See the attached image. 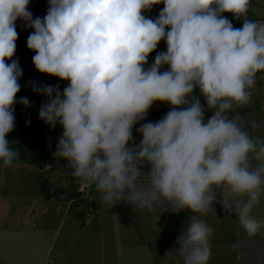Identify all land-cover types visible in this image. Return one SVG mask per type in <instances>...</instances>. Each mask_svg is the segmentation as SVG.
I'll use <instances>...</instances> for the list:
<instances>
[{
  "label": "clouds",
  "instance_id": "1",
  "mask_svg": "<svg viewBox=\"0 0 264 264\" xmlns=\"http://www.w3.org/2000/svg\"><path fill=\"white\" fill-rule=\"evenodd\" d=\"M29 3L0 0L4 167L18 156L6 136L15 125L23 75L12 59L19 19L34 29L27 47L36 53L35 68L69 81L63 91L31 82L34 92L48 97L39 118L63 128L53 156L93 186L105 208L124 201L135 210L199 214L177 239L182 264H208L214 230L200 217L215 211L214 202L235 213L249 237L264 227L252 216L264 194V138L246 130L239 111L264 72V21L248 18L250 0H48L46 15L35 19ZM160 3L157 18L143 14ZM226 12L242 17V27H234ZM161 40L166 52L146 67ZM156 101L171 110L141 124L136 145L133 127ZM19 103L31 106L26 97ZM206 109L213 113L207 119ZM251 127L260 125L253 120Z\"/></svg>",
  "mask_w": 264,
  "mask_h": 264
},
{
  "label": "rangeland",
  "instance_id": "2",
  "mask_svg": "<svg viewBox=\"0 0 264 264\" xmlns=\"http://www.w3.org/2000/svg\"><path fill=\"white\" fill-rule=\"evenodd\" d=\"M249 15L253 20L264 21V0H250ZM166 50V41L161 40L154 52V58L157 53L166 52ZM163 67L167 70L168 66L165 65ZM253 88L257 92L254 94V97H251L249 104L241 112L242 117L245 120H249V122L250 114L247 110L253 112L254 108H256L253 105V100L264 104V72L257 73V83ZM201 98V103L205 104L203 97ZM171 107L170 104L163 105V108ZM257 111L264 114V110L261 108ZM259 113L256 114L259 115ZM205 114L210 115L213 113L206 109ZM62 130L63 128L59 124L55 128L47 126L46 136L57 145L62 135ZM9 143L16 144L13 147L18 152V156L10 167H4L3 163H0V264H81L74 261V258H77L79 254L78 248L80 245L84 247L86 245L89 246L86 250V253L88 252L89 254L90 242L92 243L93 239H95L94 237L90 238L89 235L85 237L84 233L86 231H82L84 228L80 230L79 236L75 238L76 241L69 243L73 232L63 223L61 231H65L57 233L55 249L54 241L51 244V234L54 235L58 232L59 229L56 228L58 223L62 222L64 217L70 218L73 215L72 209L69 212L66 210L67 215L64 214L68 204H71L72 201L68 194L71 192L68 174L72 170L68 166V162L63 158H54L53 153L55 150L50 147L45 148L39 153H34L21 149L16 141ZM20 154L23 156L22 158ZM40 182H45L49 192H56L57 197L54 196L49 200L45 199V192H42L39 186ZM72 199L74 200L73 197ZM78 206L80 207L82 204L80 203L73 207L76 208ZM94 218L95 216H93V220ZM120 219L127 222V220H124L127 217H121ZM138 220L140 223L138 222L137 230L131 225H125L122 229L123 233L119 230V235L124 239V242H122L124 252L121 258L126 262L125 264H160L161 259L167 258L162 256V248L155 247L156 240L154 238L158 239V235L154 232L157 222H152L148 212L141 214ZM234 221L237 224L232 225L229 223V216H218L212 225L217 227L222 225L224 235L213 232L209 237L210 247L211 245L220 243L225 245L221 255L224 254L225 259H228L226 264H235V259L237 258L235 257L237 250H231L232 245H239L238 247L241 250L247 248L245 242L241 240L242 235H237L239 228L238 217ZM241 228L242 226H240ZM153 232L154 237L152 236ZM87 233L92 234L89 231ZM150 236L153 237L154 242L148 240ZM95 240L97 241V239ZM220 240L223 241L220 242ZM98 242L102 241L98 239ZM125 242L126 246H123ZM239 242L241 243V247L238 244ZM46 243H48L49 248H47L48 250L46 249L47 253L37 258L36 253L42 250ZM107 243L104 244V247H107ZM152 244H154V247ZM65 245H67L66 250L62 254L63 257L61 256L60 258L57 250L63 248ZM216 250L215 248V257L212 258L213 260L210 264H216V256H219V252H216ZM55 252L59 258H55ZM141 252H143V258L140 257ZM211 255H213V252H211ZM86 258L88 264H96L92 257ZM111 264L113 263L111 262Z\"/></svg>",
  "mask_w": 264,
  "mask_h": 264
},
{
  "label": "crops",
  "instance_id": "3",
  "mask_svg": "<svg viewBox=\"0 0 264 264\" xmlns=\"http://www.w3.org/2000/svg\"><path fill=\"white\" fill-rule=\"evenodd\" d=\"M251 92H252L251 97H254V94L257 91L254 88H252ZM166 104H169V103L167 102L162 103L161 101L154 102L151 108L148 110V114L146 118L142 121H139L136 125H134L132 131H133V137H134V141L136 145H138L140 140L142 139V136L137 131V129L143 123L156 122L162 119L165 116V114L169 110H171V108H163V105H166ZM253 105L256 106L253 112H251L250 110H247L248 113L250 114V122L247 119L245 120L243 117L245 121V128L247 131H249L251 135L260 136L264 138V114L259 113V111H257L260 108L264 110V104H261L260 102L258 101L256 102L253 100ZM242 110L243 108L239 110L240 113L242 112ZM256 113H259V115H257ZM210 115L205 116V118L206 119L210 118ZM253 120H255L257 124L260 125V127L255 130H253L251 127V122ZM61 132H63V130ZM129 146H132V142H129ZM68 177L70 179L69 174H68ZM96 198H97L96 206L95 208L93 207L94 210L92 212L91 218L88 223H85L82 220L83 216L78 217V213H77L78 210H82V209L86 211L87 210V207L85 206L86 204L81 203L82 204V206H80L81 208L79 206L74 208L71 206V204H68L67 209H65L64 214L67 215L66 210L69 212L72 209L73 215L70 218H68L67 216L64 217L62 222H59L56 227L57 229H59L58 232H56L54 235L51 234V237H52L51 244L54 241V249H55V244H57V233L65 231V230L61 231L63 223H64V225H66L68 229L72 230L73 232L72 237L69 236L70 237L69 243L76 241L75 238L79 236L80 230L83 228L84 229L82 231H86L84 233L85 237L89 235L90 238L94 237L95 239H97V241L93 239L94 241L92 243L90 242V253L89 254L88 252L86 253V250L88 249L89 246L86 245L84 247L80 245V247L78 248L79 254L77 258H74L75 263L80 262L81 264H88V260L86 257H92V259L96 262V264H111V262L113 264H125L126 262H124V260H122L121 258L124 252V249H123L124 247H122V242H124V239L121 238V236L119 235V230L120 232L123 233L122 229L123 227H125V225L126 226L131 225L134 227L135 230H137V226L140 223L138 220V217L141 214L148 212L149 217L151 218L152 222L153 221L157 222L156 224L157 227L154 230L156 235H158V239L154 238L156 240L155 247L162 248L161 249L162 250L161 253L163 254L162 256H165L167 258V259H161L160 264H177L178 260L182 264V259L176 253V248H178L177 239L184 233L185 229L187 228V225L190 223L191 216L199 215V214L192 213L189 210H182L179 213H173L171 211L161 212V209L159 208H157L155 211L139 210V209L134 210V207L132 205L124 201L118 203L111 209H108V208H105L103 204L100 202L99 195L97 192H96ZM217 199H220V197H217ZM60 200H64V199H60ZM213 207L215 211H210L200 218L205 220V222L210 227L213 228L214 233H219L220 235H224V230H223L222 225L220 227L219 226L217 227V226H213L212 223L216 220L218 216L227 215L229 216V223L233 225V224H237L234 221V219L237 217L235 213L229 214L225 212L222 205L219 203L214 202ZM136 212H137V215H136ZM93 216H95L94 220H93ZM252 216L258 220L264 221L263 220L264 219V194L261 195L260 205L254 207V209L252 210ZM121 217H127V219H124V220H127V222L122 221L120 219ZM128 222H131V223H128ZM87 231H89L92 234L91 235L88 234ZM150 232H151V229H150ZM154 232L152 236L154 235ZM159 234H161V236H159ZM238 234L242 235L241 240L245 242L247 248L243 245L246 248L245 250H241L239 247L235 249L237 250L235 254V257H237L235 259V264H264V227L261 228L260 231L255 236L249 237L245 233L243 228L240 229V225H239L237 235ZM152 236H150L148 239L150 242H154V239H153L154 236L153 237ZM98 239L99 241H102V242H98ZM84 240L86 239L84 238ZM103 240H106V241L103 242ZM222 241L223 240H220V242ZM105 243H107V247H104ZM238 244H240V247H241V243L239 242ZM153 245L154 244H152V246ZM66 246L67 245L63 247L64 249L60 248L59 250H57L60 258L63 252L66 250ZM123 246H126V242L124 243ZM47 248H48V243L45 244L42 250L36 253L37 258H40V256L47 253L46 252ZM215 248L217 249L216 252L217 251L219 252V256H216L215 263L216 264H226L228 262V259H225L224 254L221 255V252L225 248V245L222 243L211 245L210 251L213 252V255H210L211 258L209 259L208 264H210L211 261L213 260L212 258L215 257L214 256ZM81 250H82V253H81ZM231 250H234V248L231 247ZM142 254L143 252L140 253V257L143 258L144 256ZM58 255L55 252V258H59Z\"/></svg>",
  "mask_w": 264,
  "mask_h": 264
},
{
  "label": "water",
  "instance_id": "4",
  "mask_svg": "<svg viewBox=\"0 0 264 264\" xmlns=\"http://www.w3.org/2000/svg\"><path fill=\"white\" fill-rule=\"evenodd\" d=\"M48 0H30L28 10L33 18H43L48 10ZM16 30L18 39L16 41V51L12 59L18 60L23 75L19 79L21 85L17 93V103L14 107L15 125L13 130L7 134L6 139L9 142H19L26 150L39 153L45 148L50 147L56 150V144L46 136V123L39 118V110L43 103H46L48 97L33 91L31 82H35L37 87L42 85L55 86L59 83H69L67 80H61L59 77L39 72L32 61L35 51L27 47V38L34 29L25 27L21 20L16 21ZM11 63V61H7ZM26 97L31 106L25 107L19 103L20 98Z\"/></svg>",
  "mask_w": 264,
  "mask_h": 264
},
{
  "label": "trees",
  "instance_id": "5",
  "mask_svg": "<svg viewBox=\"0 0 264 264\" xmlns=\"http://www.w3.org/2000/svg\"><path fill=\"white\" fill-rule=\"evenodd\" d=\"M163 7H164V5H163V3H160V4H155V5H153L152 6V8H151V10L150 11H145L143 14L146 16V17H148V18H151V19H155V18H157L158 16H159V13H160V11L163 9ZM224 16H226L231 22H232V24H233V26L234 27H236V28H240L242 25H243V18L241 17L240 19H237V18H235L234 17V15L232 14V13H224ZM248 18L249 19H251V17H250V15H249V12H248ZM154 52H155V50L152 52V53H150L149 54V56H148V61H147V65H146V67L147 66H150L152 63H154V61H155V58H154ZM168 68V67H167ZM166 70V68L165 67H163L162 69H161V71L162 70ZM68 85V83H66V82H63V83H59L58 85L56 84L55 86H59V90L60 91H63V89L66 87ZM196 95L197 96H199V93L197 92L196 93ZM202 96H199V98H200V100H202V98H201ZM208 114V113H207ZM207 114H205V116H207ZM47 126H49V125H47L46 124V127ZM18 144V146L21 148V149H25L19 142L17 143ZM14 145H16V144H10L9 146L12 148V149H14ZM15 148H16V146H15ZM20 156H21V158L23 157L21 154H20ZM0 163H3L2 162V160H0ZM52 167V166H51ZM72 172H73V170H71L70 171V173H69V175H70V189H71V192L70 193H68L69 194V197H70V199L72 200L71 201V206L73 207H75V206H77L78 204H80V203H83V204H86L85 206L88 208V207H94L95 208V206H96V202H97V198H96V192H95V189H94V187L93 186H91V194H92V196H93V198L91 199V200H88L87 198H83V196H82V193L81 192H79V191H77V187H78V184H76L75 183V180H76V178L72 175ZM71 175H72V178H71ZM40 180V179H39ZM39 186H40V188H41V191L42 192H45V195H44V198L45 199H51L52 197H54V196H56V192H49V189L47 188V184L45 183V182H40L39 183ZM62 190H64V189H62ZM68 196V195H67ZM57 197V196H56ZM72 197L74 198V200L72 199ZM66 199V198H65ZM94 210V209H93ZM87 211V210H86ZM86 211L84 210V209H82V210H78V217L80 216H83V218H84V215H85V213H86ZM83 218H82V220H83Z\"/></svg>",
  "mask_w": 264,
  "mask_h": 264
},
{
  "label": "built area",
  "instance_id": "6",
  "mask_svg": "<svg viewBox=\"0 0 264 264\" xmlns=\"http://www.w3.org/2000/svg\"><path fill=\"white\" fill-rule=\"evenodd\" d=\"M75 183L78 184V187H77V190L79 192L82 193V196L83 198H87L88 200H91L93 198L92 194H91V186L76 179L75 180ZM92 212H93V208L92 207H89L84 215V218H83V221L85 223H88L90 218H91V215H92ZM48 264V263H46Z\"/></svg>",
  "mask_w": 264,
  "mask_h": 264
}]
</instances>
